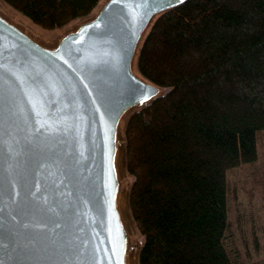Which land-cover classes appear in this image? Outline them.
Listing matches in <instances>:
<instances>
[{
    "label": "water",
    "instance_id": "obj_1",
    "mask_svg": "<svg viewBox=\"0 0 264 264\" xmlns=\"http://www.w3.org/2000/svg\"><path fill=\"white\" fill-rule=\"evenodd\" d=\"M183 1L141 18L134 0H100L53 42L0 9V63L40 73L42 89L37 105L31 81L5 83L15 98L0 124V264H139L122 123L167 92L137 56L154 18Z\"/></svg>",
    "mask_w": 264,
    "mask_h": 264
},
{
    "label": "trees",
    "instance_id": "obj_2",
    "mask_svg": "<svg viewBox=\"0 0 264 264\" xmlns=\"http://www.w3.org/2000/svg\"><path fill=\"white\" fill-rule=\"evenodd\" d=\"M2 1L54 29L100 0ZM137 67L167 88L133 111L123 130L139 264H240L227 241V172L258 162L264 0H185L161 12L142 39Z\"/></svg>",
    "mask_w": 264,
    "mask_h": 264
},
{
    "label": "rangeland",
    "instance_id": "obj_3",
    "mask_svg": "<svg viewBox=\"0 0 264 264\" xmlns=\"http://www.w3.org/2000/svg\"><path fill=\"white\" fill-rule=\"evenodd\" d=\"M0 9L6 15L26 25L36 36L47 42L56 40L62 31L70 28L81 19L76 18L59 28L44 29L2 0H0ZM94 11L95 9H93L89 15ZM125 122L126 120L122 123V130H124ZM121 168L126 183V192L128 194L133 177L126 170L122 162ZM255 175L256 177L260 176L259 181ZM227 180L228 219L230 223V235L227 241L229 242L228 246L232 248H229V250L231 252L238 251L237 259L241 262L240 264H264V132L259 135L258 162L255 164L241 165L228 170ZM254 182L256 184H254ZM126 192L125 200L127 198ZM123 208L132 237L134 238V246L137 254L138 245L142 243V235L131 214L127 201L123 203ZM253 233L257 236V243L254 241ZM133 254L135 255L134 252ZM248 254L250 257H248ZM136 264H138L137 261Z\"/></svg>",
    "mask_w": 264,
    "mask_h": 264
},
{
    "label": "snow or ice",
    "instance_id": "obj_4",
    "mask_svg": "<svg viewBox=\"0 0 264 264\" xmlns=\"http://www.w3.org/2000/svg\"><path fill=\"white\" fill-rule=\"evenodd\" d=\"M134 2L145 6L140 13L141 18H143L145 12L154 11L159 7L168 6L169 3L173 2V0H134ZM86 27L89 26L86 25ZM65 39L67 40V38ZM2 59L3 57H0V60ZM60 59L63 60L64 57L61 56ZM65 63H67V61H65ZM69 67L71 66L69 65ZM7 80H14L19 82L31 81L36 86L35 96H36L37 105H39L40 96L42 95L41 84L39 83L40 73L30 70L27 66L20 64L19 62H14V66H9L7 63H0V124H2L3 122V115L5 113L6 108H9L13 105L15 98V93L10 92L5 88V83ZM45 87H47V85H45ZM146 87L149 92L158 91V89H155L151 85H148ZM89 91H92V89H89ZM95 91L97 93L95 99H101L102 92L99 89V87H96ZM81 99H83V97H81ZM68 102L69 104H72L74 102V97L71 95L68 96ZM38 198L39 197H37V199ZM39 227H45V226L39 225Z\"/></svg>",
    "mask_w": 264,
    "mask_h": 264
}]
</instances>
